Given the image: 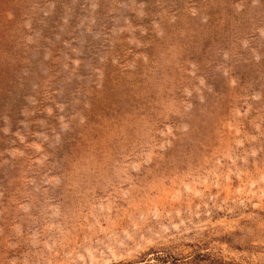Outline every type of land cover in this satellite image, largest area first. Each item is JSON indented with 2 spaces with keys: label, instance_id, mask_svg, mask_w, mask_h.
I'll list each match as a JSON object with an SVG mask.
<instances>
[{
  "label": "rangeland",
  "instance_id": "rangeland-1",
  "mask_svg": "<svg viewBox=\"0 0 264 264\" xmlns=\"http://www.w3.org/2000/svg\"><path fill=\"white\" fill-rule=\"evenodd\" d=\"M0 264H264V0H0Z\"/></svg>",
  "mask_w": 264,
  "mask_h": 264
}]
</instances>
